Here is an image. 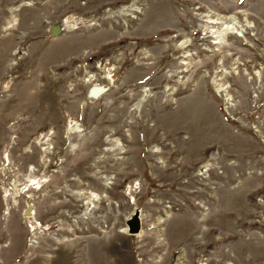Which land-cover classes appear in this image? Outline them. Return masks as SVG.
<instances>
[{
    "label": "rangeland",
    "instance_id": "obj_1",
    "mask_svg": "<svg viewBox=\"0 0 264 264\" xmlns=\"http://www.w3.org/2000/svg\"><path fill=\"white\" fill-rule=\"evenodd\" d=\"M0 264H264V0H0Z\"/></svg>",
    "mask_w": 264,
    "mask_h": 264
},
{
    "label": "water",
    "instance_id": "obj_2",
    "mask_svg": "<svg viewBox=\"0 0 264 264\" xmlns=\"http://www.w3.org/2000/svg\"><path fill=\"white\" fill-rule=\"evenodd\" d=\"M56 30L55 29H53L52 30V34H53V36L54 35H56ZM29 211H27L26 212V214L28 213ZM130 233L131 234H136V233H138L139 232V222H138V219L137 218H135L133 221H131L130 223Z\"/></svg>",
    "mask_w": 264,
    "mask_h": 264
},
{
    "label": "bare ground",
    "instance_id": "obj_3",
    "mask_svg": "<svg viewBox=\"0 0 264 264\" xmlns=\"http://www.w3.org/2000/svg\"><path fill=\"white\" fill-rule=\"evenodd\" d=\"M29 213H30V211H29V212L26 214V216H29V217H31Z\"/></svg>",
    "mask_w": 264,
    "mask_h": 264
}]
</instances>
